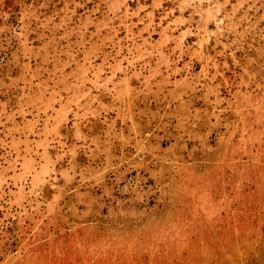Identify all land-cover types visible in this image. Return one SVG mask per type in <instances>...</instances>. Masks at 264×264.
Segmentation results:
<instances>
[{
  "label": "rangeland",
  "instance_id": "obj_1",
  "mask_svg": "<svg viewBox=\"0 0 264 264\" xmlns=\"http://www.w3.org/2000/svg\"><path fill=\"white\" fill-rule=\"evenodd\" d=\"M0 264H264V0H0Z\"/></svg>",
  "mask_w": 264,
  "mask_h": 264
}]
</instances>
